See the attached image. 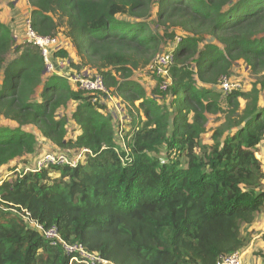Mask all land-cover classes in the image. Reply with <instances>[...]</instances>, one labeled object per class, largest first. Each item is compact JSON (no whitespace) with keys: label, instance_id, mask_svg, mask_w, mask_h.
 <instances>
[{"label":"trees","instance_id":"1","mask_svg":"<svg viewBox=\"0 0 264 264\" xmlns=\"http://www.w3.org/2000/svg\"><path fill=\"white\" fill-rule=\"evenodd\" d=\"M29 2L34 30L55 37L64 29L81 60L69 66L99 72L139 120L124 137L125 150L106 97L47 74L41 50L18 44L0 23V116L16 124L0 126V169L38 153L29 126L63 151L92 153L75 167L23 171L0 183V264H71L60 246L3 206L28 211L112 264H217L245 251L252 234L242 229L264 211L257 153L264 141V0H159V24L187 34L160 99L132 79L162 51L164 38L175 37L150 28L154 0ZM240 61L255 77L252 88L225 95L220 79ZM72 103L76 139L68 138L67 117L58 118ZM208 113L225 115V123L205 145Z\"/></svg>","mask_w":264,"mask_h":264},{"label":"rangeland","instance_id":"2","mask_svg":"<svg viewBox=\"0 0 264 264\" xmlns=\"http://www.w3.org/2000/svg\"><path fill=\"white\" fill-rule=\"evenodd\" d=\"M158 2L159 0H154V3L152 5L151 10V16L149 19H147V22L150 26V28L158 35L163 37L166 34L174 33L175 37L174 39L164 38V44L162 45V51L159 52V54L166 53L168 50H170L175 44V41L180 37L184 38L187 34L181 29H175L170 28L169 30H166L165 27L161 26L158 21ZM29 0H0V23L9 24L7 26L9 29H11L13 35L15 36L16 33L23 32L25 33V20L26 18L31 15L29 5ZM126 18V17H124ZM122 18V19H124ZM22 30V31H21ZM64 29H61L58 34L55 36L60 41V43L63 45V47H68L67 41H69L64 33ZM68 51V49H67ZM73 52H75L72 49ZM69 53L68 59H60L63 62L59 66L63 68V72L61 75L63 76H70L71 74L77 72V69L73 68L72 70H69V63L70 61L75 62L78 61L80 63V59L78 57H70L71 54ZM58 61V60H57ZM154 62V61H153ZM152 62V63H153ZM149 65L147 68L143 70L136 71V74L134 73V77L138 80L137 82L140 83V85L145 89L147 92V96L149 98H158L160 99L161 95L164 93L160 90L159 84H160V77H158L156 74L153 73V71L150 70V68L153 66ZM62 70V69H61ZM60 70V71H61ZM74 71V72H73ZM67 74V75H66ZM229 77L233 80L235 84L238 85L239 89L249 91L252 88V84L255 81V77L251 76L249 69L243 64L242 61H240L232 70L231 75ZM132 78V79H133ZM70 83V81H69ZM71 85V83H70ZM72 89H76V87L71 85ZM162 92V93H161ZM114 99L112 101H107V108L111 115L114 117L116 130L118 129V136H120V140L118 139V144H122L123 137H128L130 139V133L132 130V126L139 120V115L136 113V110L133 109L129 102L126 100H123L120 96L116 94H112ZM264 98V93L262 94ZM139 102L136 103V106H139ZM225 105V102H223V106ZM244 105V101L242 102V106ZM74 110V104H70L69 108L66 110H61L58 114V118L60 117H67L68 123H67V130H68V138L69 139H75L78 132V128L76 127L74 121L72 120V111ZM208 122L206 125V133L203 135L202 143L205 145L212 144L213 135L215 134L218 127H220L222 124L225 123V115L223 114H207ZM35 131H32V133L36 134L38 136V141L42 146L39 148L38 153L35 156H33L30 159H27L31 155L27 156V158L18 164V162L11 164L10 168H8V173H10L11 179H16L17 174L24 172H30L35 170H28L32 169L30 168L33 165L34 160H36L37 157H39L42 154V149L45 150H51L54 152L60 151L65 154H68L69 156H72L76 150L72 149L68 152L60 150L58 147L53 146L52 143H49L48 141L44 140L40 136V131L38 128H33ZM48 143V144H46ZM123 145V144H122ZM199 153H201V150H198ZM258 156L260 157V161L263 164L264 167V141L262 144L258 147ZM165 159V158H164ZM15 167L16 172L12 173ZM10 169V170H9ZM5 173V175H3ZM54 177H58L59 174H53ZM6 169H3L0 171V183H2L4 179H6ZM4 211H11L17 215H21V212H18L15 209L6 208L3 206ZM26 224V223H25ZM243 235L246 234H252L251 241L246 248V250L243 252V264H262L263 254H264V211L257 217V220L254 224L251 226H244L242 229Z\"/></svg>","mask_w":264,"mask_h":264},{"label":"built area","instance_id":"3","mask_svg":"<svg viewBox=\"0 0 264 264\" xmlns=\"http://www.w3.org/2000/svg\"><path fill=\"white\" fill-rule=\"evenodd\" d=\"M180 41L181 38L179 37L175 41V44H173L174 47H172L166 53L158 54L154 58V62L152 61L153 66L150 68V70L160 77L161 81L159 88L162 92H166L172 85V79L168 67L173 64L175 48ZM24 43L31 44L41 50L44 57L47 74L61 75L59 72V68L61 66L59 65L63 61L56 59L54 56L55 53L64 48L57 37L39 35L32 26L31 15H29L25 20ZM67 77L69 78L71 85L76 87L75 90L84 91L89 94H98L102 95L103 97L105 96L106 103L107 101H112L114 99L112 96L113 92L107 88L103 76L95 70L85 69L80 72L77 71ZM218 87L225 95L231 93L235 89H239L238 85L235 84L230 77H222ZM122 140L123 143H125L124 137ZM122 147L126 150V144L122 145ZM88 155H92L91 151L88 149L77 150L72 156L60 151L54 152L51 150H44L42 154L37 157L36 160H34L33 165L30 167L32 169L28 170L39 171L43 168H49L53 165H58L61 167H75L79 163L85 162ZM21 215L22 219L29 228L37 231L52 246H60L64 253L71 257V264H112L111 262L103 259L98 253L89 252L82 244L65 241L61 237L56 226L46 227L39 221L35 220L26 210H23ZM243 252L244 251H240L231 255L220 256L217 264H243Z\"/></svg>","mask_w":264,"mask_h":264},{"label":"crops","instance_id":"4","mask_svg":"<svg viewBox=\"0 0 264 264\" xmlns=\"http://www.w3.org/2000/svg\"><path fill=\"white\" fill-rule=\"evenodd\" d=\"M30 5V4H29ZM29 8H30V12H31V10H32V8H31V6H29ZM5 25L6 26H9V24H6L5 23ZM22 31V30H21ZM15 38H16V41H17V43L18 44H23L24 43V40H25V33H23V32H20V33H16V35H15ZM62 43V42H61ZM62 45V44H61ZM67 45H68V47L66 48V47H63L65 50H67L68 49V52H70V54H71V56L70 57H75V52H73L72 51V47H71V45H70V42L69 41H67ZM63 46V45H62ZM76 57H77V55H76ZM75 63H79L78 61H76V59H75ZM62 69V70H61ZM69 70H72L73 68L72 67H70L69 66V68H68ZM61 70V71H60ZM64 70H63V68L62 67H60L59 68V72H61V73H64L63 72ZM74 72V71H73ZM60 73V74H61ZM135 74H136V72H135ZM67 75V74H66ZM62 76V75H61ZM64 76V75H63ZM134 76V75H133ZM133 78V77H132ZM133 80H135V81H138L137 79H136V77H134L133 78ZM262 103H264V98L262 97ZM73 104V103H72ZM245 105V104H244ZM243 105V106H244ZM70 106V105H69ZM69 108V107H68ZM75 108H76V104L74 103V110H75ZM73 110V111H74ZM72 111V112H73ZM75 123V122H74ZM75 125H76V127L78 128V130H77V132H78V134H77V136L80 134V129H79V127L77 126V124L75 123ZM0 126H3V127H10V128H15V126H16V124L14 123V122H12V121H9V120H6V119H4L3 117H1L0 116ZM33 128H35V127H31V126H29V127H26V128H24L26 131H28V132H32V131H35ZM76 136V137H77ZM76 139V138H75ZM50 143V142H49ZM46 144H48V143H46ZM40 145H42V143L40 144ZM45 149H42V152L44 151ZM36 155L37 154H35V155H31L30 157H25L24 159H30V158H32L33 156H35L36 157ZM24 159H22V160H24ZM22 160H20V161H22ZM17 163V162H16ZM10 166V165H9ZM9 166H7V167H4V168H1L0 169V171H2L3 169H6V176H7V178L6 179H10V177H11V175H10V173H8V168H10ZM12 166V165H11ZM10 170V169H9ZM13 173V172H12ZM3 175H5V173H3ZM6 179H4V180H6ZM4 180H2V181H4Z\"/></svg>","mask_w":264,"mask_h":264}]
</instances>
